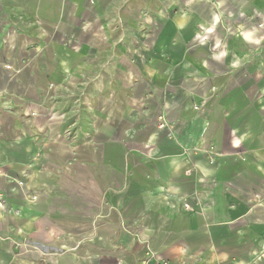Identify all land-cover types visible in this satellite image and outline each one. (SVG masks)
<instances>
[{
	"label": "crops",
	"instance_id": "1",
	"mask_svg": "<svg viewBox=\"0 0 264 264\" xmlns=\"http://www.w3.org/2000/svg\"><path fill=\"white\" fill-rule=\"evenodd\" d=\"M157 258L264 264V0H0V264Z\"/></svg>",
	"mask_w": 264,
	"mask_h": 264
},
{
	"label": "built area",
	"instance_id": "2",
	"mask_svg": "<svg viewBox=\"0 0 264 264\" xmlns=\"http://www.w3.org/2000/svg\"><path fill=\"white\" fill-rule=\"evenodd\" d=\"M158 127L159 129H165L169 127V123L166 120L164 113H161L158 117ZM185 207L189 208L190 206L188 203H185ZM157 259H158V264H169L167 260H160V258H157Z\"/></svg>",
	"mask_w": 264,
	"mask_h": 264
},
{
	"label": "rangeland",
	"instance_id": "3",
	"mask_svg": "<svg viewBox=\"0 0 264 264\" xmlns=\"http://www.w3.org/2000/svg\"><path fill=\"white\" fill-rule=\"evenodd\" d=\"M162 113H164V112H162ZM161 114V113H160ZM159 114V115H160ZM164 115H165V117H166V120L168 121V123H169V127H167V128H165V129H160L161 131H168L169 129H170V121L168 120V118H167V116H166V114L164 113ZM159 117V116H158ZM158 125V124H157Z\"/></svg>",
	"mask_w": 264,
	"mask_h": 264
}]
</instances>
